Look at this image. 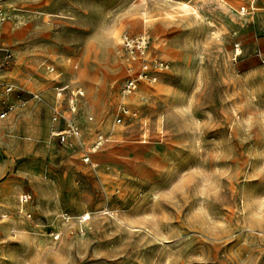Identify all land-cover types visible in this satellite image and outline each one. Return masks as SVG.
Instances as JSON below:
<instances>
[{
    "label": "rangeland",
    "instance_id": "374dc122",
    "mask_svg": "<svg viewBox=\"0 0 264 264\" xmlns=\"http://www.w3.org/2000/svg\"><path fill=\"white\" fill-rule=\"evenodd\" d=\"M1 5L0 264H264V0Z\"/></svg>",
    "mask_w": 264,
    "mask_h": 264
},
{
    "label": "built area",
    "instance_id": "2783aa9c",
    "mask_svg": "<svg viewBox=\"0 0 264 264\" xmlns=\"http://www.w3.org/2000/svg\"><path fill=\"white\" fill-rule=\"evenodd\" d=\"M4 0H0V29L4 25L6 21V15L5 11L2 7V2ZM150 44L149 37L145 34L137 37H131L128 35H125L123 37V46L126 49V51L131 55V57L134 60H137L139 57H145L148 52V46ZM10 58V55H5L3 59L0 58V61L2 62L1 66H4L5 63H8V60ZM153 71L148 72L147 70H141L140 72H132L128 75V77L124 80L122 84V93L123 95H131L133 92L136 91L138 84L141 81H149V82H156L158 80V76L161 72H164L168 68V64L166 61L162 59H153L152 63ZM5 91L6 93H12L14 92L13 86L10 84L5 85ZM34 97H38L34 95ZM72 107L75 105V100L72 99L71 103ZM55 119H58L59 117H62L60 114V111L58 108H55ZM125 113H128V110L125 111ZM8 116V110L7 108L3 110L0 114V118H7ZM122 117L117 118V122L121 123ZM80 133L79 127L75 124V122L72 119L66 120V129L64 131L58 132V136L60 137L61 141H66V138L70 136L78 137ZM100 144V143H99Z\"/></svg>",
    "mask_w": 264,
    "mask_h": 264
},
{
    "label": "bare ground",
    "instance_id": "6f19581e",
    "mask_svg": "<svg viewBox=\"0 0 264 264\" xmlns=\"http://www.w3.org/2000/svg\"><path fill=\"white\" fill-rule=\"evenodd\" d=\"M134 95H135V94H134ZM123 100H126V99L123 97ZM100 139H103V136H101Z\"/></svg>",
    "mask_w": 264,
    "mask_h": 264
}]
</instances>
